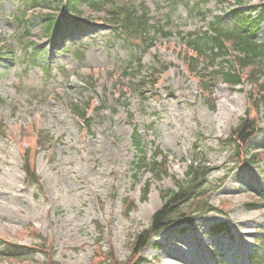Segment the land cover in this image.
Masks as SVG:
<instances>
[{"label":"rangeland","instance_id":"1","mask_svg":"<svg viewBox=\"0 0 264 264\" xmlns=\"http://www.w3.org/2000/svg\"><path fill=\"white\" fill-rule=\"evenodd\" d=\"M240 1L239 7L235 0H209L204 11L208 17L235 9L246 12L261 0ZM136 2L149 10L152 23L160 20V8H168L166 0ZM23 5L25 0H0V40L10 43L14 33L11 15ZM42 7L35 11L37 18L35 13L31 15L30 34L44 50V62L55 68L49 77L36 67L25 69L22 57L0 59V124L4 127H0V247L23 252L43 244L39 239H44L42 250L56 264H133L136 259L130 247L135 235L148 227L162 206L161 192L183 177L193 154L189 151L196 148L197 160L204 156L202 160L211 168L206 183L210 202L227 214L213 212L189 231L177 234L170 229L153 237L138 255L144 261L141 264H240L251 249L260 250L256 238L264 230V208L247 203L257 202L255 195L264 188V151H252L261 152L256 155L257 164L245 165L248 157L241 151L242 143L237 152L219 141L247 113L249 120L264 128V102L258 100L264 98V74L256 82L248 79V69L242 70L241 87L232 90L218 81L212 95L208 98L204 93L203 98L198 82L202 78L188 72L185 61L191 52L172 32V37L159 36L154 49L144 55L142 74L133 69L125 76L121 71L131 52L137 54L136 42L134 47H126L111 39L108 30L99 25L102 15L83 7L81 20L75 23L81 22L80 26H71L51 46L52 37L46 36L40 14L60 17L63 12L59 13L53 0H44ZM171 19L174 28L183 33L204 26L181 7ZM259 31L258 38L264 40V25ZM73 44H86L73 50L80 49L81 60L63 51ZM151 68L157 85L145 87L142 98L129 82ZM75 104L88 108L89 127L71 114ZM133 124L148 156L153 152V139L166 156V174L158 180L143 171L132 177L131 163L136 156L131 143ZM38 134L46 141L40 150ZM260 143L261 136H255L249 146ZM24 158L34 168L37 186L24 184ZM146 183L148 193L142 200ZM132 204L126 215V206ZM219 221L228 223L229 234L205 233ZM217 254L222 256L221 263L213 259ZM41 261L36 254L17 262L0 259V264Z\"/></svg>","mask_w":264,"mask_h":264},{"label":"trees","instance_id":"2","mask_svg":"<svg viewBox=\"0 0 264 264\" xmlns=\"http://www.w3.org/2000/svg\"><path fill=\"white\" fill-rule=\"evenodd\" d=\"M39 1L40 0H26V3L28 4L21 9H18L19 14L16 19L17 26L19 27V30L27 33V35L30 32L29 21H25L27 10H30L33 7H38L40 4ZM57 3L64 7V10L73 20L79 19V11L83 6H86L92 12H103L105 14V19L109 21L110 25L115 27V33H118V35H124L125 40L129 38L138 40L140 45H143L141 53L145 52L146 49L152 45L154 38L151 34L160 31L149 24V18H147L146 12L142 10L141 13H138V11L130 5L120 4L114 0H58ZM186 7L187 10L191 12L193 7L198 9V4H194V6L186 4ZM255 8L256 7H253L252 9ZM198 12L197 15L203 19L204 13H202L200 9H198ZM256 15L257 16L253 18L250 17V15L245 16L243 14H236L232 16L228 24L221 18H216L215 22L210 25V34L204 33L201 37V35L195 33L188 34L185 38H181L186 49L191 52L190 56L185 59V61L188 60V72L202 78V93L206 92L210 95L212 93L211 89L213 88V83L216 80H222L231 86L241 83L240 76L235 74L232 70L229 72H225L224 70L212 71L208 73L209 77L204 76L203 72L201 73L197 71L198 61L196 62V60L201 57L208 59L210 63H213L218 58L223 59L222 63H227V60H225L224 57L229 56V53L224 46V42L230 43L232 48L239 53V56L235 57L237 64L245 68H250V78L256 80L257 74H264V42H258L256 40L258 27L264 21V4L259 6V13ZM43 22L45 24L44 29L46 33L54 28L55 23V30H58L60 33H62L67 26L66 19L63 18L57 22L54 17L50 15H44ZM16 45H18L21 49L20 51L24 53L27 63H31L30 65L32 66L38 65L36 57L39 56V48L31 43L28 46H21L19 43ZM2 51L9 55L15 53L14 49H5V46H0V54ZM73 55L78 58L80 57L79 52H74ZM134 60L139 62V57H134L131 61ZM39 67L46 75H48V68L40 64ZM152 77L153 71H151V74L147 78L138 81L136 84H132V88L139 94V96H142V98L145 97V93L143 92L145 87L147 85L153 87L157 83V79H153ZM203 77L205 80H203ZM70 109L75 117L80 119L85 125H89L86 107L75 104L71 106ZM129 118H131L130 114ZM259 131L261 130H256L255 123L248 124L245 120H242L237 128L232 131V134L236 133L238 139L245 142V140L247 141L254 132ZM262 132L264 134V131ZM131 141L136 152V156L132 162V170L134 171L133 177H136L138 172L143 171L150 173L157 180L160 179L165 173V164L164 161H157L158 156L161 155L159 148L151 142L153 152L150 157L147 156L143 140L137 131L136 124L133 127ZM45 142L46 141L42 139L40 134L36 136V145L39 150L44 148ZM22 171L24 173L25 186L32 187L38 185V178L35 176L34 168L29 165V160L27 158H24L23 160ZM208 174L209 169L205 166H189L184 180L176 181V187L174 189L161 192V208L153 214L148 227L135 235L130 247L132 254L136 259L133 261V264L142 263L143 260L138 257V255L148 244L150 239L158 236L160 232L169 228L175 229L182 225L184 227L183 231H187L191 228L195 220L200 219L204 214L217 211L219 213L224 212L222 209L218 210L208 204V199L206 197L207 190L205 187ZM147 193L148 184L143 188L142 200L146 198ZM261 196V205L264 207V190L262 191ZM198 198H201V200H197ZM132 208L133 204L131 207L127 206L125 212L126 215L132 210ZM206 231L211 235L229 234L230 228L227 222L221 221L210 225ZM259 234L260 236L258 239L256 238V240L260 250H256L255 248L251 249L250 253L246 255L245 264H264V231L259 232ZM39 240L43 244L36 247L25 248L23 252H18L6 246H1L0 259L17 262L19 259L24 258V256L38 254L42 259L40 264H56L53 261L52 256H46V254H44L45 251L42 250L44 239ZM108 261L113 263L111 256H109Z\"/></svg>","mask_w":264,"mask_h":264}]
</instances>
